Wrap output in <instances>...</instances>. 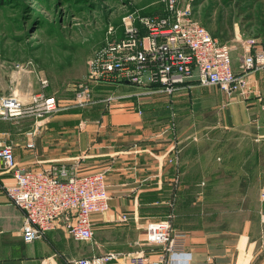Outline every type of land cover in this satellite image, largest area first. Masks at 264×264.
I'll return each instance as SVG.
<instances>
[{"label": "crops", "instance_id": "0c3cea01", "mask_svg": "<svg viewBox=\"0 0 264 264\" xmlns=\"http://www.w3.org/2000/svg\"><path fill=\"white\" fill-rule=\"evenodd\" d=\"M233 66L239 70L234 60ZM250 78L246 97H228L195 78L173 93L143 97L117 82L106 88L120 96L110 105L0 124V143L12 145L18 164L104 170L112 196L108 211L92 215V240L73 239L60 218L56 228L27 243L23 212L3 189L12 175L0 168V264H65L108 253L117 255L109 264H133L140 251L155 258L162 248L149 244L146 225L170 213L174 229L187 234L191 264H264V68ZM13 85L0 95L30 102L38 93L30 79L15 77ZM174 147L179 181L168 162Z\"/></svg>", "mask_w": 264, "mask_h": 264}, {"label": "built area", "instance_id": "2783aa9c", "mask_svg": "<svg viewBox=\"0 0 264 264\" xmlns=\"http://www.w3.org/2000/svg\"><path fill=\"white\" fill-rule=\"evenodd\" d=\"M165 14H153L133 24L126 22L123 36L100 46L88 63L85 79L79 84L73 100L62 103L55 95L38 92L30 102L17 94L0 95V118L27 119L35 122L72 108L104 103L110 105L120 96L114 83L131 84L138 96L173 93L187 80L195 78L202 86H217L225 95L248 96L253 85L250 74L264 68V39L252 38L244 44L239 70L233 66L231 47L213 36L195 18L191 3L164 0ZM19 69L23 66L17 65ZM42 87L48 82L42 80ZM105 92L97 97L96 92ZM28 147L34 144L29 142ZM169 163L176 166V181L180 176V150L174 147ZM0 168L12 175V182L3 185L8 199L23 212L22 235L27 243L45 236L57 227L60 218L70 236L78 241L92 240L93 214L110 209L111 194L106 172L81 173L78 164H51L30 169L18 164L10 143H0ZM264 198V192L262 193ZM175 214L149 221L146 237L151 246H160L157 257L143 251L132 257L133 264H191L185 250V232L173 226ZM127 220L126 214L122 215ZM115 253L79 257L65 264H109Z\"/></svg>", "mask_w": 264, "mask_h": 264}, {"label": "rangeland", "instance_id": "374dc122", "mask_svg": "<svg viewBox=\"0 0 264 264\" xmlns=\"http://www.w3.org/2000/svg\"><path fill=\"white\" fill-rule=\"evenodd\" d=\"M180 2L191 3L195 18L210 32L217 29L219 17L225 26L233 14L234 31L224 42L231 47L236 63L243 58L245 42L259 38L252 33L263 28L264 0H233L228 5V0ZM164 5V0H0L1 92L12 91L15 77L20 81L30 79L38 92L55 95L67 104L85 79L94 52L107 41L122 37L130 18L133 24H139L141 18ZM248 14L254 19L244 20ZM42 80L48 82L47 87L41 86ZM87 107L65 109L51 117ZM27 121L34 122L31 118H0L4 126Z\"/></svg>", "mask_w": 264, "mask_h": 264}, {"label": "trees", "instance_id": "16d2710c", "mask_svg": "<svg viewBox=\"0 0 264 264\" xmlns=\"http://www.w3.org/2000/svg\"><path fill=\"white\" fill-rule=\"evenodd\" d=\"M228 1L229 2L226 5H228L229 3H232L233 0H228ZM194 12H195V10H194ZM165 13H166V11H165V5H164L160 10H158L157 12H155L153 14H165ZM153 14H151V15H153ZM254 17H255L254 15L248 14L247 16L244 17V20L254 19ZM257 18H259V16H257ZM228 19L231 20V21H229V23H227L224 26V25H222V16L219 17L217 29H215L213 31L211 30L212 35L213 36H216V37H219V39H220L221 42H224L225 41V38L227 39L228 37H230V35H232L233 34V31H234L233 14H230L229 17H228ZM204 25L206 26V24H204ZM249 25L250 24L247 25V29H249ZM262 26H263V28L260 31H258L257 33H252L253 35H256L257 37H259L260 39H264V22L262 23ZM249 33H250V31H249Z\"/></svg>", "mask_w": 264, "mask_h": 264}]
</instances>
